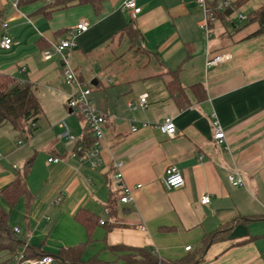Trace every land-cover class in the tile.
Returning a JSON list of instances; mask_svg holds the SVG:
<instances>
[{
	"label": "crops",
	"instance_id": "crops-1",
	"mask_svg": "<svg viewBox=\"0 0 264 264\" xmlns=\"http://www.w3.org/2000/svg\"><path fill=\"white\" fill-rule=\"evenodd\" d=\"M126 1L106 0L99 16L81 5L46 17L37 12L41 1L0 0V42L5 34L15 42L10 49L0 44V72L32 83L43 109L30 136L11 123L0 125V192L33 157L29 193L13 207L0 194L8 223L23 241L19 251L70 264L59 255L82 245L84 262L129 264L132 251L112 248L125 245L170 260L191 256L193 264H264V36L252 35L257 22L244 25L238 18L264 0H247L228 19H216L209 37L199 27L204 11L198 0H137L142 10L135 18ZM82 20L89 28L74 31L70 63L107 117L96 165L88 156L94 135L67 105L76 86L65 81L59 54L43 55ZM130 25L139 33L134 42L125 30ZM224 52L231 58L206 65L208 56ZM175 70L185 106L167 87ZM197 83L203 99L192 88ZM166 117L176 125L173 137L154 126ZM215 120L226 133L224 144L214 137ZM116 161L123 162L122 180L115 178ZM172 164L185 184L168 189L162 178ZM234 170L244 185L229 181ZM122 184L142 186L124 203ZM204 195H210L208 204L201 203ZM79 212L94 219L90 232ZM235 219L224 238L201 250L205 234ZM0 264H16L13 254L1 251Z\"/></svg>",
	"mask_w": 264,
	"mask_h": 264
},
{
	"label": "trees",
	"instance_id": "trees-1",
	"mask_svg": "<svg viewBox=\"0 0 264 264\" xmlns=\"http://www.w3.org/2000/svg\"><path fill=\"white\" fill-rule=\"evenodd\" d=\"M41 1L42 5L38 8L37 12L49 17L54 11L69 8L72 6L90 5L96 16L102 13L104 2L106 0H18V5H24ZM247 0L233 1L232 6L218 10L217 3L209 4L207 6L214 12L215 19L210 21V28L216 19H228L241 4ZM244 25L248 23L257 22L258 29L252 35L264 36V4L256 10L251 11L247 15V19L243 21ZM129 33L132 42L139 37L138 30L133 26L125 28ZM171 78L167 81V87L172 95L178 97L181 105L185 106L188 100L184 101L185 91L182 87L177 71H171ZM195 93L199 95L200 99L206 97L205 89L202 84L197 83L192 86ZM43 112L41 103L36 93V87L28 82L19 81L17 78L0 72V125L4 123H11L15 129L20 130L25 135L30 136L35 125ZM88 147L91 144L87 145ZM33 162V157L27 159L24 168L18 171L16 178L8 186L0 192L4 200L13 207L21 196L29 193L27 186V175L29 168ZM109 208L111 206L109 205ZM83 223H85L88 232L92 228L94 219L88 217L83 213L76 215ZM9 211L5 210L0 205V252L7 251L14 254L19 251L23 245V241L18 237L17 233L8 223ZM241 220H245L242 218ZM240 221L235 219L225 224L220 229L211 233L205 234L202 241L201 250L203 251L210 243L224 238L231 230V228ZM82 245H75L62 251L59 255L61 260H65L70 264H107L97 258H92L87 262L80 259V250ZM112 248L126 249L132 251L126 256L129 264H193L191 256L183 257L177 260L165 259L154 253L151 249L146 247H129L125 245H115ZM26 257H31V253L27 250L24 251ZM43 255L37 256L41 257ZM54 260H56L54 258Z\"/></svg>",
	"mask_w": 264,
	"mask_h": 264
},
{
	"label": "built area",
	"instance_id": "built-area-1",
	"mask_svg": "<svg viewBox=\"0 0 264 264\" xmlns=\"http://www.w3.org/2000/svg\"><path fill=\"white\" fill-rule=\"evenodd\" d=\"M200 6L204 11V19L199 24V27L206 33V35L210 36V21L215 19L214 12L210 10L207 6L206 0H198ZM233 0H219L217 3L218 10H224L232 6ZM125 7L129 9L132 16L135 18L142 10L141 6L138 4L137 0H127L125 2ZM238 18L241 21L247 19V15L243 13H238ZM4 26L6 23L3 24ZM89 28V22L87 20L80 21L75 30L71 31L70 37L61 40L60 42L54 43L50 48L44 50L43 55L46 59L52 57L54 53L59 54L60 62L62 65V71L64 79L67 83L73 84L76 86L77 92L75 95L71 96L67 105L75 112L83 115L84 120L87 124V130L94 135V143L93 146L89 150L88 156L91 159L92 165H96L97 159L100 153V141L104 137V124L107 121V117L105 114L99 112L92 103L91 99V88L83 87L77 73L71 67V54L73 48L76 46L75 41V32H83L87 31ZM14 40L9 35H3L1 39V47L4 49H10L14 44ZM231 54L229 52L220 53L214 56H208L206 60V65H217L221 62H224L231 58ZM147 103V96L142 95L140 98V105L145 106ZM144 126H148V122L143 123ZM159 128L165 135L169 137H173L176 134V125L172 117H166L163 122L154 125ZM214 129L215 134L214 137L219 144H224L226 142V133L222 126L219 124L217 120L214 121ZM132 130L136 131L137 127L132 126ZM78 152L83 153L85 151V147L83 145L77 146L76 149ZM58 158H50V161H58ZM123 162L116 161L115 162V178L118 180L123 179L122 173ZM229 181L236 186H242L245 184L243 178L237 170L232 171L228 175ZM162 182L164 186L168 189L179 188L185 184V177L182 170L177 165H169L165 169L164 176L162 178ZM141 184L132 187L127 184H122V195L120 196V201L124 203H128L133 200V191L134 188L141 187ZM210 202V195H204L201 198L202 204H208ZM105 213H110V208H105ZM101 224H104L105 221L101 220ZM16 233H19V229L17 227L14 228ZM191 246H188L186 249H190ZM13 258L16 264H53L54 257L51 255H43L41 257L31 258L26 257L23 251H17L13 254Z\"/></svg>",
	"mask_w": 264,
	"mask_h": 264
}]
</instances>
